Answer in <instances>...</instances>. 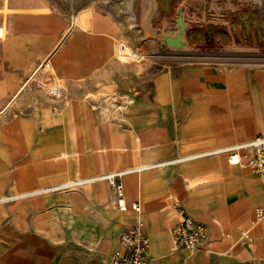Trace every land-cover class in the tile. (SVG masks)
<instances>
[{
	"label": "crops",
	"instance_id": "0c3cea01",
	"mask_svg": "<svg viewBox=\"0 0 264 264\" xmlns=\"http://www.w3.org/2000/svg\"><path fill=\"white\" fill-rule=\"evenodd\" d=\"M72 1L8 0L0 21V264H112L137 222L147 264H264V175L223 152L264 136V61L177 60V9L211 24L190 0ZM44 62L63 83L46 95ZM178 210L206 227L196 251L175 248Z\"/></svg>",
	"mask_w": 264,
	"mask_h": 264
},
{
	"label": "rangeland",
	"instance_id": "374dc122",
	"mask_svg": "<svg viewBox=\"0 0 264 264\" xmlns=\"http://www.w3.org/2000/svg\"><path fill=\"white\" fill-rule=\"evenodd\" d=\"M9 5L8 0L0 2L1 22L5 21L4 17ZM76 5L77 2L72 0H31L30 2L33 12L50 11L59 16L70 15ZM177 5L178 2L175 7ZM189 10L191 14H196L197 18L205 16L206 21H210L211 24L187 22L186 38L190 48L189 51L179 53L177 60L221 63L264 61V0H207L206 3L204 0H190ZM3 27L0 28L1 38L5 36ZM122 44L125 45L124 42H114V57L129 60L131 57L126 50L120 52L119 46ZM249 52L263 57L251 58L247 55ZM137 55L139 57V54ZM42 65L45 70L43 78L42 75L40 76L39 68H36L33 75L30 84L33 91L38 90L46 95L44 87L53 88L55 83L63 88V83L57 81L49 64L44 62ZM50 74H52L51 79ZM8 113L9 108L0 116H6Z\"/></svg>",
	"mask_w": 264,
	"mask_h": 264
},
{
	"label": "built area",
	"instance_id": "2783aa9c",
	"mask_svg": "<svg viewBox=\"0 0 264 264\" xmlns=\"http://www.w3.org/2000/svg\"><path fill=\"white\" fill-rule=\"evenodd\" d=\"M120 52H123L124 46H119ZM54 89V93H56ZM244 150L247 152L245 162H242L238 151ZM228 154V162L233 166L243 165L252 171L264 175V136H257L250 142L230 148L223 151ZM120 174H115L109 178L114 179ZM118 195L117 206L120 210H125L124 203L121 199L122 187L114 184ZM132 209L139 211L137 205ZM259 216H263V212H258ZM179 221L173 226L171 236L178 250L196 251L200 248L201 243L205 239L206 227L201 222L194 220L187 215L183 210H178ZM121 242L124 248L128 250L126 257L119 252H115L112 256V264H147L148 258V239L141 233L140 223H136L130 230L125 232L121 237Z\"/></svg>",
	"mask_w": 264,
	"mask_h": 264
},
{
	"label": "water",
	"instance_id": "95a60500",
	"mask_svg": "<svg viewBox=\"0 0 264 264\" xmlns=\"http://www.w3.org/2000/svg\"><path fill=\"white\" fill-rule=\"evenodd\" d=\"M175 33L170 36L167 32H161L160 39L176 51H189L187 42V23L184 21V7L180 6L176 12Z\"/></svg>",
	"mask_w": 264,
	"mask_h": 264
},
{
	"label": "bare ground",
	"instance_id": "6f19581e",
	"mask_svg": "<svg viewBox=\"0 0 264 264\" xmlns=\"http://www.w3.org/2000/svg\"><path fill=\"white\" fill-rule=\"evenodd\" d=\"M1 38V36H0ZM126 51L128 52V55L131 57V58H137L136 54L134 52H132L131 50L127 49L126 48ZM121 54V53H120ZM247 55H258L256 53H247ZM26 85V84H25ZM25 87V86H24Z\"/></svg>",
	"mask_w": 264,
	"mask_h": 264
}]
</instances>
